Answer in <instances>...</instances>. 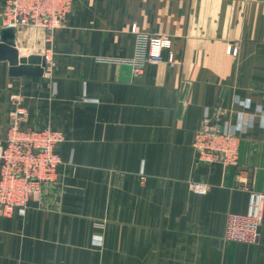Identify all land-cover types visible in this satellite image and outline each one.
I'll return each instance as SVG.
<instances>
[{"label": "crops", "instance_id": "1", "mask_svg": "<svg viewBox=\"0 0 264 264\" xmlns=\"http://www.w3.org/2000/svg\"><path fill=\"white\" fill-rule=\"evenodd\" d=\"M148 36H168L173 61L134 74ZM45 37L15 29L19 57L49 51L41 76L0 60V140L18 94L22 127L62 134L61 164L0 216V264H264V212L255 243L224 239L264 190V0H72ZM205 116L235 132L233 164L196 163Z\"/></svg>", "mask_w": 264, "mask_h": 264}, {"label": "built area", "instance_id": "2", "mask_svg": "<svg viewBox=\"0 0 264 264\" xmlns=\"http://www.w3.org/2000/svg\"><path fill=\"white\" fill-rule=\"evenodd\" d=\"M71 4L72 0H3L0 6L1 27L42 29L46 32L45 42H50L52 33L63 26ZM131 31L135 32V26ZM170 48L168 36L140 39L133 62L134 74H138L146 63L165 61L171 64L173 55L170 52L166 60L162 57V52ZM48 53L47 50L43 55L45 63L49 59ZM7 103L6 132L4 139L0 140V216L25 209L31 198L55 183L61 164L56 148L63 140L59 132L50 129L22 127L25 108L20 95L10 94ZM192 149L197 164L220 162L231 165L237 151L235 132L225 122L214 124L205 116L194 134ZM191 188L198 195L206 190L202 182L192 183ZM263 212L264 190L248 191L245 213L227 217L225 241L255 243Z\"/></svg>", "mask_w": 264, "mask_h": 264}, {"label": "water", "instance_id": "3", "mask_svg": "<svg viewBox=\"0 0 264 264\" xmlns=\"http://www.w3.org/2000/svg\"><path fill=\"white\" fill-rule=\"evenodd\" d=\"M0 60L7 61L10 77H39L46 64L40 55L19 57L15 47V29L3 27L0 28Z\"/></svg>", "mask_w": 264, "mask_h": 264}, {"label": "rangeland", "instance_id": "4", "mask_svg": "<svg viewBox=\"0 0 264 264\" xmlns=\"http://www.w3.org/2000/svg\"><path fill=\"white\" fill-rule=\"evenodd\" d=\"M60 133V132H59ZM61 134V133H60ZM62 135V134H61ZM63 137V136H62Z\"/></svg>", "mask_w": 264, "mask_h": 264}]
</instances>
